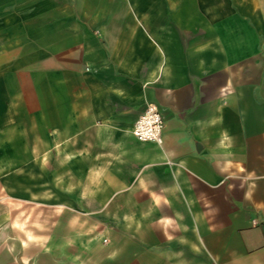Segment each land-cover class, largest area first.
<instances>
[{
  "label": "crops",
  "instance_id": "crops-1",
  "mask_svg": "<svg viewBox=\"0 0 264 264\" xmlns=\"http://www.w3.org/2000/svg\"><path fill=\"white\" fill-rule=\"evenodd\" d=\"M0 264H264V0H0Z\"/></svg>",
  "mask_w": 264,
  "mask_h": 264
},
{
  "label": "built area",
  "instance_id": "built-area-1",
  "mask_svg": "<svg viewBox=\"0 0 264 264\" xmlns=\"http://www.w3.org/2000/svg\"><path fill=\"white\" fill-rule=\"evenodd\" d=\"M164 120L154 103L146 105L143 112L134 121L131 132L140 141L163 142Z\"/></svg>",
  "mask_w": 264,
  "mask_h": 264
}]
</instances>
